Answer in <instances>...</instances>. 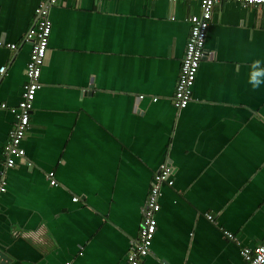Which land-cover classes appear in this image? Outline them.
<instances>
[{
    "label": "crops",
    "instance_id": "1",
    "mask_svg": "<svg viewBox=\"0 0 264 264\" xmlns=\"http://www.w3.org/2000/svg\"><path fill=\"white\" fill-rule=\"evenodd\" d=\"M40 2L0 0V264H124L164 165L174 184L140 264H245L241 250L264 243V84L248 82L264 67V6H215L178 110L199 0H59L25 156L5 170Z\"/></svg>",
    "mask_w": 264,
    "mask_h": 264
},
{
    "label": "built area",
    "instance_id": "2",
    "mask_svg": "<svg viewBox=\"0 0 264 264\" xmlns=\"http://www.w3.org/2000/svg\"><path fill=\"white\" fill-rule=\"evenodd\" d=\"M177 1V0H173ZM200 12L189 17L190 33L186 45L184 57L181 62L179 77L173 95L174 107L178 110L186 108L193 100V86L201 64L206 56V40L213 10L217 4L223 1H238L244 5L264 6V0H199ZM59 0H41L37 6L36 22L28 31L27 40L31 42L30 58L26 65L27 81L22 93V99L18 105L10 110L16 119L9 134V140L4 147L5 170L13 168L18 160L25 156L22 141L30 125V116L33 109L37 91L41 87L40 76L42 67L48 52L53 22L50 17L51 9ZM15 48V44H10ZM5 66L0 68L3 72ZM154 100H157L155 97ZM5 102H0V109H8ZM5 172V171H4ZM173 170L171 166L160 167L154 175L153 184L144 205L141 208L142 219L139 237L132 245L124 264H140L142 259L151 252L153 240L157 231V214L161 209L160 196L162 185H173ZM3 175L5 173H2ZM50 183L58 185L55 171L49 172ZM6 180L2 178L0 192L5 191ZM77 200V198H74ZM1 208V205H0ZM210 220L212 215H208ZM225 235L235 240V236L225 230ZM245 264H264V243L254 248H243L241 250Z\"/></svg>",
    "mask_w": 264,
    "mask_h": 264
},
{
    "label": "clouds",
    "instance_id": "3",
    "mask_svg": "<svg viewBox=\"0 0 264 264\" xmlns=\"http://www.w3.org/2000/svg\"><path fill=\"white\" fill-rule=\"evenodd\" d=\"M260 65L261 61L259 59L254 60L251 65L252 70L249 73L248 82L253 88L264 84V67Z\"/></svg>",
    "mask_w": 264,
    "mask_h": 264
}]
</instances>
